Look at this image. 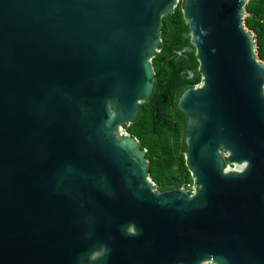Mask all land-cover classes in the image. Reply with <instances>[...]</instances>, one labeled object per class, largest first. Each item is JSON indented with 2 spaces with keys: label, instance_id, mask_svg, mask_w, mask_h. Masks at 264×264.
Masks as SVG:
<instances>
[{
  "label": "water",
  "instance_id": "obj_1",
  "mask_svg": "<svg viewBox=\"0 0 264 264\" xmlns=\"http://www.w3.org/2000/svg\"><path fill=\"white\" fill-rule=\"evenodd\" d=\"M183 1L202 74L178 101L193 194L155 192L124 129L180 0H0V264H264L249 0Z\"/></svg>",
  "mask_w": 264,
  "mask_h": 264
},
{
  "label": "trees",
  "instance_id": "obj_2",
  "mask_svg": "<svg viewBox=\"0 0 264 264\" xmlns=\"http://www.w3.org/2000/svg\"><path fill=\"white\" fill-rule=\"evenodd\" d=\"M183 2L180 0L173 14L163 17L160 49L152 60L153 94L140 104L134 121L124 127L147 150L149 173L159 191L194 184L186 162L187 116L178 108V101L187 89L202 83V74ZM244 24L254 34L257 57L264 62V0L247 2Z\"/></svg>",
  "mask_w": 264,
  "mask_h": 264
},
{
  "label": "flooded vegetation",
  "instance_id": "obj_3",
  "mask_svg": "<svg viewBox=\"0 0 264 264\" xmlns=\"http://www.w3.org/2000/svg\"><path fill=\"white\" fill-rule=\"evenodd\" d=\"M187 123H188V121H187ZM141 147V146H140ZM143 149V148H142ZM221 155H222V157L224 158V162H225V167H228V168H230V169H235L236 167L234 166V165H229L228 164V162H227V160H226V158H227V153H225V152H221ZM146 160H147V156H146ZM147 164H148V172H149V163H148V160H147ZM238 169H242L243 168V166H238L237 167ZM149 177H150V182H151V184H152V188H153V190L155 191V192H157V193H160V192H163V191H166V190H172V189H177V188H171V189H166V190H163V191H159L158 190V188H157V186H156V183L153 181V179H152V177L150 176V173H149ZM180 188H185V189H188L189 190V192L191 193V194H193L194 193V191H195V189H196V187H195V184H193L192 186H183V187H180Z\"/></svg>",
  "mask_w": 264,
  "mask_h": 264
},
{
  "label": "built area",
  "instance_id": "obj_4",
  "mask_svg": "<svg viewBox=\"0 0 264 264\" xmlns=\"http://www.w3.org/2000/svg\"><path fill=\"white\" fill-rule=\"evenodd\" d=\"M204 264H215V263L212 261H206Z\"/></svg>",
  "mask_w": 264,
  "mask_h": 264
}]
</instances>
